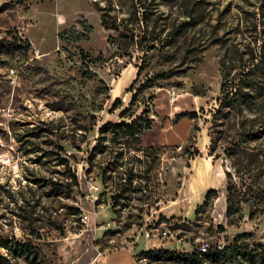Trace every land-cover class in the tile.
I'll list each match as a JSON object with an SVG mask.
<instances>
[{"label": "rangeland", "instance_id": "rangeland-1", "mask_svg": "<svg viewBox=\"0 0 264 264\" xmlns=\"http://www.w3.org/2000/svg\"><path fill=\"white\" fill-rule=\"evenodd\" d=\"M142 36L157 48L144 73L170 72L145 134L162 143L123 146L109 132L90 162L98 128L138 85ZM223 76L236 88L221 108ZM186 111L197 115L185 136L169 138ZM191 134L200 153L189 158ZM225 170L250 198L233 223ZM208 189L217 194L203 205ZM236 238L264 245V0H0V264H107L113 252L118 264H183L142 253Z\"/></svg>", "mask_w": 264, "mask_h": 264}, {"label": "trees", "instance_id": "trees-1", "mask_svg": "<svg viewBox=\"0 0 264 264\" xmlns=\"http://www.w3.org/2000/svg\"><path fill=\"white\" fill-rule=\"evenodd\" d=\"M101 22L104 28H117V23L114 21L113 23L109 22L107 14L105 12L101 15ZM84 28L87 31H91V25H86L82 22ZM112 26V27H111ZM71 32L72 40H79L82 38L83 33H76L75 29ZM123 37H127L128 33L122 32ZM132 36V34H131ZM134 37V35H133ZM112 37L109 38V42L113 43ZM159 40V39H158ZM143 41H145V37L142 36L140 40L135 41V44L142 49L143 54L140 57V63L136 64L137 67V82L138 85L134 83L130 84V86L126 89V91L131 92V97L127 106L119 111V121H106L98 128L99 136L96 139V143L93 145L88 161H92L93 157L96 153L103 151L106 148V145L103 143L106 140L107 134L110 132L112 134V139H118L120 144L123 146H130L131 141L139 143L144 132L150 130L154 123V100L156 98L155 89L163 86L164 80H166L170 72L162 71L157 73H144L145 69L148 65L149 57H150V49H157L156 45H147L145 43L142 46ZM152 42L153 39L151 40ZM122 55L129 56L130 53L126 49H122ZM144 73V74H143ZM141 77V78H140ZM136 82V83H137ZM236 85H228L225 80V76L222 78V82L220 85V91L222 93L221 97L218 98L220 102V107L224 108L225 106H231L234 103V95L233 89L236 88ZM228 87L231 89L228 90ZM120 102L119 97H117L113 103L112 108L117 107V103ZM139 110V111H138ZM138 111V112H137ZM197 115L196 111H186L179 113L177 117H190L195 118ZM164 145L160 146H149L145 147L144 150H153L154 152L159 153V149H161ZM138 149H142L138 147ZM185 151L188 153L189 158L194 157L200 153L198 147L195 142V135L191 134L189 137L188 144L185 147ZM216 156H214L215 158ZM239 163H233V168L236 173L239 172ZM226 176V216L228 222L233 223L234 220L238 217L242 210L241 203L249 201L250 198L246 197V191L240 188L238 184L233 180V174L230 170H225ZM217 194L216 189H208L204 196L203 205H206L211 202V198ZM242 236V235H240ZM236 238L234 243L230 245H225L223 247L216 246L215 248L210 247L206 252H199L197 250L192 251L191 253H183L176 251H169L167 249L162 248H152L143 251L144 257H148L153 260H167V259H175L178 262L183 264H203L206 258H211L212 261L223 264H234L235 262H249L254 263L259 261L260 264L264 263V245L260 243H238ZM4 247L9 249L8 243H2ZM251 245L254 246L251 248Z\"/></svg>", "mask_w": 264, "mask_h": 264}, {"label": "crops", "instance_id": "crops-1", "mask_svg": "<svg viewBox=\"0 0 264 264\" xmlns=\"http://www.w3.org/2000/svg\"><path fill=\"white\" fill-rule=\"evenodd\" d=\"M118 113H119V111H115L114 113H111V114H110V117H109L108 120H109V121H113V122H115V121H119V120H120V117H119ZM181 124L184 125V128H183L182 130L179 131L181 134H179V132H178V133H174V134H170V135H169V138L182 139V138L185 136V133H186V125H187V118H186V117H182V118L180 119L178 125H181ZM153 127H154V123H153L152 128H151L150 130L144 132V134L142 135L140 141H141L143 144H146V145H156V144H161V143H162L161 140H159V139H157V140H155V141H152V142H148V139H146L145 134H147L148 132H151L152 129H153ZM174 136H175V137H174ZM145 245H146V244H145ZM144 248H145V247H144ZM157 248H159V246H158ZM117 253H118V252H113V253H111V254H107V255H105L104 258H108V260H107V264H118V263H114V262L111 261V258H112L114 255H116ZM120 264H121V263H120ZM124 264H125V263H124Z\"/></svg>", "mask_w": 264, "mask_h": 264}, {"label": "built area", "instance_id": "built-area-1", "mask_svg": "<svg viewBox=\"0 0 264 264\" xmlns=\"http://www.w3.org/2000/svg\"><path fill=\"white\" fill-rule=\"evenodd\" d=\"M92 187H93L94 189H97V188H98V185H93ZM87 218H88V215L84 214V215L81 217V220H82L83 222H87ZM145 234H146V235H145V241L148 242V241H150V240L156 238V236H157V238H158V237H163V238L167 237V236H168V231H167V230H163V231H161V232H157V234H154L153 232L151 233V231H146ZM154 235H156V236H154ZM218 246L223 247L224 244H218ZM196 248H197V251H199V252H206L210 247H209L207 241H205V240H201V241L198 243V245H197Z\"/></svg>", "mask_w": 264, "mask_h": 264}, {"label": "bare ground", "instance_id": "bare-ground-1", "mask_svg": "<svg viewBox=\"0 0 264 264\" xmlns=\"http://www.w3.org/2000/svg\"><path fill=\"white\" fill-rule=\"evenodd\" d=\"M129 80V75L128 73L127 74H124L120 80L118 81L117 85L115 86V88H112V91H113V94H117L118 93V90L121 86H123L125 83H127V81Z\"/></svg>", "mask_w": 264, "mask_h": 264}]
</instances>
